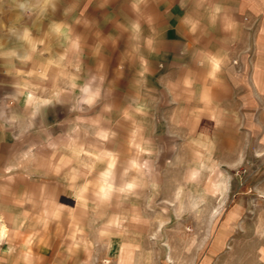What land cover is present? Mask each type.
<instances>
[{"label":"crops","instance_id":"1","mask_svg":"<svg viewBox=\"0 0 264 264\" xmlns=\"http://www.w3.org/2000/svg\"><path fill=\"white\" fill-rule=\"evenodd\" d=\"M254 33L264 0H0V264L117 256L84 195L82 134L119 138L136 113L143 137L211 129L236 145L259 88L240 70Z\"/></svg>","mask_w":264,"mask_h":264},{"label":"rangeland","instance_id":"2","mask_svg":"<svg viewBox=\"0 0 264 264\" xmlns=\"http://www.w3.org/2000/svg\"><path fill=\"white\" fill-rule=\"evenodd\" d=\"M253 36L259 45L240 70L259 88L236 145L216 143L211 129L177 127L169 137L147 127L143 137L136 113L119 138L99 127L82 134L96 168L84 194L91 215L98 232L119 239L106 264H264V34ZM97 115L102 125L106 114Z\"/></svg>","mask_w":264,"mask_h":264}]
</instances>
